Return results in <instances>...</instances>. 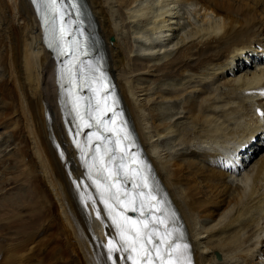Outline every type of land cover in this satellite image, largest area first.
<instances>
[{"label":"bare ground","instance_id":"obj_1","mask_svg":"<svg viewBox=\"0 0 264 264\" xmlns=\"http://www.w3.org/2000/svg\"><path fill=\"white\" fill-rule=\"evenodd\" d=\"M84 3L184 262L264 264V150L241 168L264 143V0ZM56 68L30 2L0 0V264H128Z\"/></svg>","mask_w":264,"mask_h":264},{"label":"snow or ice","instance_id":"obj_2","mask_svg":"<svg viewBox=\"0 0 264 264\" xmlns=\"http://www.w3.org/2000/svg\"><path fill=\"white\" fill-rule=\"evenodd\" d=\"M133 210H135V209H133ZM144 228H147V224L144 225ZM136 236H137V240L144 238L146 240V243L152 244V249H155L158 247V245L152 243V239H151V237H149L147 232H145L143 234V237H141V234L139 232H137ZM122 238H123V233H122ZM161 242H163V241H161ZM141 247H143V245H141ZM172 247L175 249V248H178L179 245H173ZM129 249L135 250L134 243L128 244V247L125 249V251H128ZM144 251H145V256L147 257L151 250L145 249ZM157 255H158V253H157Z\"/></svg>","mask_w":264,"mask_h":264},{"label":"rangeland","instance_id":"obj_3","mask_svg":"<svg viewBox=\"0 0 264 264\" xmlns=\"http://www.w3.org/2000/svg\"><path fill=\"white\" fill-rule=\"evenodd\" d=\"M114 47H115V46H114ZM3 135H4V133H3ZM12 141H14V140H12ZM2 143H3V142H2ZM2 143H1V144H2ZM1 144H0V145H1ZM11 145H13V143H12ZM10 149H13L12 152H15L14 146H11V147L8 149V151H10ZM12 163H13L12 161L6 162V160H4V164H5V165H8V164L10 165V164H12ZM0 169H1V165H0ZM12 192H13V191H12Z\"/></svg>","mask_w":264,"mask_h":264}]
</instances>
